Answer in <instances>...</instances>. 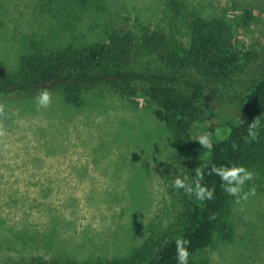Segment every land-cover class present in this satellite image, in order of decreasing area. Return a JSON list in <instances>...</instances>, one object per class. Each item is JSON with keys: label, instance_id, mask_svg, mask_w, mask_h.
<instances>
[{"label": "rangeland", "instance_id": "374dc122", "mask_svg": "<svg viewBox=\"0 0 264 264\" xmlns=\"http://www.w3.org/2000/svg\"><path fill=\"white\" fill-rule=\"evenodd\" d=\"M251 15L246 29L240 21ZM226 20L241 49L264 54V0H0V66L17 72L25 54L163 29L190 44L196 19ZM39 107L30 95L0 96V264L43 257L56 264H141L178 235L191 169L177 151L163 109L99 85L80 104L62 90ZM239 104V103H238ZM237 123V104L221 108ZM208 124L194 122L191 136ZM263 156V158H260ZM245 167L254 179L240 199L226 193L220 226L200 264H264V155Z\"/></svg>", "mask_w": 264, "mask_h": 264}, {"label": "trees", "instance_id": "16d2710c", "mask_svg": "<svg viewBox=\"0 0 264 264\" xmlns=\"http://www.w3.org/2000/svg\"><path fill=\"white\" fill-rule=\"evenodd\" d=\"M250 23L247 12L239 26L246 29ZM234 32L226 20L199 18L188 47L163 29L147 26L139 32H113L93 43L33 51L23 56L17 72L0 66V96L63 90L78 105L84 90L109 85L133 103L144 100L163 109L177 151L194 176L191 186L195 188L200 169L204 178L199 183L215 192L203 202L185 194L178 235L157 245L141 264H177L178 238L189 242L188 264H200L197 256L212 245L226 203L211 166H238L264 155V54L242 50ZM230 102L237 104V123L220 118L221 108ZM254 118L255 138L249 135ZM194 122L208 124L211 150L192 139ZM27 264L56 263L34 257Z\"/></svg>", "mask_w": 264, "mask_h": 264}, {"label": "clouds", "instance_id": "9594fccd", "mask_svg": "<svg viewBox=\"0 0 264 264\" xmlns=\"http://www.w3.org/2000/svg\"><path fill=\"white\" fill-rule=\"evenodd\" d=\"M52 95L49 91L43 90L41 91L38 96L36 97L37 104L39 107L46 108L51 103ZM4 114L3 106L0 105V115ZM258 121L254 118L253 122L249 125V135L253 136L255 138V134L252 131L256 128ZM4 133L3 131H0V136H2ZM211 134H205L201 137H199V144L202 148L211 150L212 143L210 140ZM210 174H214L220 177V180L222 182V187L225 193H227L230 196L237 197V203L240 202V199H247L248 195H255V188H251L249 192L244 193L243 196H241V192L243 190V186L247 181H250L254 179V173L248 171L243 166H221L217 167L215 165H212L210 168ZM196 176L198 177V180L195 184V188H193L191 185L186 183L188 180V177H184L183 179L177 177L173 183V187L176 189H184L185 194L191 196L195 195V198L203 202L205 200H212L214 198V188H208L206 186H202L199 181L203 180L204 178V172L200 169L196 170ZM214 218V217H212ZM189 242L187 240L183 239H177L176 240V259L177 264H188V257L189 252L187 250L186 245Z\"/></svg>", "mask_w": 264, "mask_h": 264}]
</instances>
